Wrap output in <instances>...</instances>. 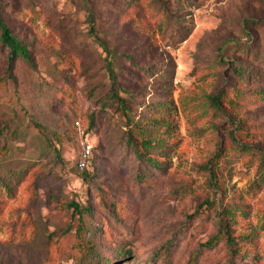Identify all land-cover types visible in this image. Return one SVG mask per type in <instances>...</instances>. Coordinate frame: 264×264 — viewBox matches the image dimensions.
<instances>
[{"label": "rangeland", "instance_id": "374dc122", "mask_svg": "<svg viewBox=\"0 0 264 264\" xmlns=\"http://www.w3.org/2000/svg\"><path fill=\"white\" fill-rule=\"evenodd\" d=\"M128 1L0 0L33 58L0 43V264H264V0Z\"/></svg>", "mask_w": 264, "mask_h": 264}, {"label": "trees", "instance_id": "16d2710c", "mask_svg": "<svg viewBox=\"0 0 264 264\" xmlns=\"http://www.w3.org/2000/svg\"><path fill=\"white\" fill-rule=\"evenodd\" d=\"M136 0H129L128 4H133ZM0 43L1 45L5 46L8 49V56H7V73L12 76L13 70H14V63L16 59L20 58L21 60L25 61L27 64L32 65L33 64V58L30 54V51L27 47V45L17 36L13 33L11 27L5 22V20L2 18L1 12H0ZM247 45L251 43V38L248 37V41L244 42ZM252 51L246 50L245 54L250 55ZM223 60H226L224 56L220 57ZM260 60H264L263 58ZM233 72L238 76L239 79H252L254 77L253 70L244 69L243 63L239 62L238 60L232 59L231 64ZM107 69L109 73V78H111V83L116 84L114 70L111 66V60L107 59ZM115 101L118 104V107L122 111V117L124 119V125L127 126V142L130 143L131 146L134 147V152L136 155H138L141 159L150 161L153 163V165L156 167H159V163L151 158H149L146 155V152L144 149L148 146L150 143L148 140H141L138 143L137 140L135 141L134 137V131L141 130L143 127L142 121H138L135 117L134 111L130 107V105L127 102L126 97H122L116 88H111L110 95L106 98V101ZM214 104L219 108L220 99L215 98ZM161 106V104L159 105ZM158 106V107H159ZM157 107V108H158ZM91 122L92 119L90 118L89 123L87 125L86 129L82 130V137H88V134L91 131ZM2 135V130H0V136ZM54 151L56 153L59 152V148L54 147ZM94 147L92 145V152L91 155L86 159L85 165L83 168H79L78 166V159L80 157V145L78 148V153L75 159V165L78 170H80L83 173V177L85 178L87 175H92V172L94 170ZM212 177L216 178V173L214 170L211 171ZM9 185L4 184L0 188V193L2 189H8ZM71 206L73 207V210L75 214H77L78 219L82 222L84 220V216L86 213L90 211L89 206L82 205L79 201L72 199L70 201ZM221 221V227L224 229V238L226 239L227 244L229 245H235V238L231 236V234L228 232V224L226 220L220 219Z\"/></svg>", "mask_w": 264, "mask_h": 264}, {"label": "built area", "instance_id": "2783aa9c", "mask_svg": "<svg viewBox=\"0 0 264 264\" xmlns=\"http://www.w3.org/2000/svg\"><path fill=\"white\" fill-rule=\"evenodd\" d=\"M75 124L78 128H80L79 121H75ZM81 138H82V135H81ZM79 145H80V157L78 159V166L79 168H83L85 165L86 159L91 155L92 145L88 141H83L82 139L79 141Z\"/></svg>", "mask_w": 264, "mask_h": 264}]
</instances>
